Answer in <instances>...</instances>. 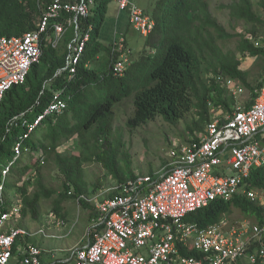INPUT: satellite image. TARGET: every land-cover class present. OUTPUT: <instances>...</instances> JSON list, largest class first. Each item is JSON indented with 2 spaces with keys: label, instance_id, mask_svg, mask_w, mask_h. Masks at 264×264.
Wrapping results in <instances>:
<instances>
[{
  "label": "built area",
  "instance_id": "built-area-1",
  "mask_svg": "<svg viewBox=\"0 0 264 264\" xmlns=\"http://www.w3.org/2000/svg\"><path fill=\"white\" fill-rule=\"evenodd\" d=\"M116 2L119 11H127L128 21L137 32L146 36L151 31L153 20L134 1ZM92 3L52 0L41 10L35 28L18 36H0V101L9 88L24 82L31 65L38 61L41 37L48 28L54 34L52 44L57 43L64 31L58 20L61 14H74L68 23H75L78 16L88 15ZM91 31L92 25L76 31L68 44L63 69L70 75L75 73ZM246 39L254 47L264 48V35H247ZM111 54L113 75H123L132 61L124 32H114ZM215 80L234 98L244 92L230 76L218 73ZM253 91L256 95L248 106L235 101L233 110L209 120L197 139L173 146L164 171L158 175L134 174L118 182L112 188L114 194L96 205L97 224L88 243L71 250L70 257L57 264H264V185H252V178L264 171V134L258 136L264 130V84ZM65 106V100L54 93L32 120L24 122L25 129L13 145L9 165L1 169L0 264H8L14 255L13 244L20 237L37 232L49 236L43 228L32 232L6 225L8 219L20 215V202L5 205V179L22 156L21 142L47 116L61 113ZM15 119L17 116L14 124ZM234 197L255 204L261 219L252 216L231 220L222 215L206 225L185 220L190 211ZM82 198L83 194L77 199ZM49 217L55 218L57 225L64 224L53 212ZM180 247L192 249L198 256L184 255ZM15 248L19 264H40L38 245L18 243Z\"/></svg>",
  "mask_w": 264,
  "mask_h": 264
},
{
  "label": "trees",
  "instance_id": "trees-1",
  "mask_svg": "<svg viewBox=\"0 0 264 264\" xmlns=\"http://www.w3.org/2000/svg\"><path fill=\"white\" fill-rule=\"evenodd\" d=\"M110 1L93 0L88 15L78 16L75 23H68L74 14L62 13L58 20L63 24L64 31L57 43L52 44L54 34L48 28L41 37L38 61L31 65L24 82L9 88L0 101V160L13 156L16 141L8 142L9 135L23 127L24 122L32 120L54 93H58L66 102L61 113L50 114L42 121L39 137L28 140L27 148H37L38 155H31L30 160L20 165L14 173L20 215L23 217H36L40 199L53 193L42 183V168L47 160L52 161L63 176L65 191L58 196L63 199L78 198L89 192L81 168V151L78 154H66L57 149L70 140H73L76 148L81 149V138L88 132L93 138L108 134L115 115L113 106L127 97H132L133 105V115L127 120L130 126L157 115L176 122L195 107L198 119L192 123L193 133L201 131L203 124L210 120L208 94L213 93L211 100L226 113L233 110L235 102L226 88L221 87L213 78L207 80L205 73L213 71L230 76L247 87L252 97L256 95L247 71L241 68L240 58L235 52H224L218 44L219 39L232 36L224 31L213 15L209 0H156L151 13L145 11L153 20V26L144 36V49L138 58L132 59L123 75H113L112 41L104 45L99 40V29ZM50 2L52 0H0V36H18L35 28V17ZM225 7L233 18L250 25L249 35L259 36L258 30L264 31V0H257L256 3L252 0H232ZM97 17L99 24L93 28V21ZM75 24L78 25L77 29ZM89 25H92L94 33L90 34L85 44L75 73L70 75L68 70L63 69L68 44L75 37L76 31H85ZM237 51L264 59V48L254 47L245 36L239 40ZM100 52L105 53L104 62L97 68L89 67L90 61ZM102 84L107 85L104 99L96 101L86 119L81 120L84 92L90 86L101 88ZM263 84L264 81L259 82L256 88ZM15 116L17 119L14 124ZM3 167L0 166V180ZM114 171L118 182L134 175L126 177ZM252 180L253 186L264 185V171H260L259 176H254ZM18 182L21 185L16 186ZM28 183L33 185L32 190H29ZM113 194L114 191L109 192V195ZM81 202L83 200L79 199ZM231 202L245 213L261 219L255 204L244 197H234L227 202L215 201L207 207L190 211L185 220L195 221L199 225L214 222L221 216L215 213L225 209ZM5 205L8 204L5 202ZM208 215L214 218L204 221ZM19 240L13 244V251ZM179 251L184 255L198 256L196 251L186 247H180Z\"/></svg>",
  "mask_w": 264,
  "mask_h": 264
},
{
  "label": "rangeland",
  "instance_id": "rangeland-1",
  "mask_svg": "<svg viewBox=\"0 0 264 264\" xmlns=\"http://www.w3.org/2000/svg\"><path fill=\"white\" fill-rule=\"evenodd\" d=\"M139 7L148 13H151L152 8L156 0H132ZM232 0H209L210 8L217 21L222 25L224 31L231 35L230 38L219 39L218 44L224 52H235L241 60V68L248 69L249 80H251L252 86L256 88V85L264 81V69L262 64L263 58L250 56L248 54H240L237 51V44L242 36L249 35V24H246L242 20L233 18L229 9L225 5L230 4ZM256 3L257 0H252ZM39 16L35 17V22ZM99 17V16H98ZM93 21V28L99 23V18ZM115 31H122L126 33L128 44L131 50V59H136L144 49L145 37L137 32L128 21V13L125 10L119 11L116 0H111L107 5V11L105 18L99 29V40L102 44H110L113 39ZM94 29L90 32L92 35ZM258 35H264L262 29L258 30ZM246 55V56H245ZM105 53L100 52L93 60L90 61L89 67L97 68L100 63L104 62ZM216 73L211 71L205 73L204 77L209 80L213 78L215 80ZM216 83H218L215 80ZM219 84V83H218ZM220 85V84H219ZM107 85L102 84L101 88L90 86L83 96L81 102V113L83 116L81 120L86 119V115L90 111L91 106L99 100H103L106 94ZM244 92L234 101L245 104L251 101V91L243 86ZM213 93L208 94L207 103L209 110V119H213L216 116H222L224 112L219 107L215 106L211 100ZM235 103V102H234ZM115 112L114 120L112 123L111 131L108 134L101 135L99 138H93L90 132L81 138V149L76 148L73 144V140L67 141L58 147V151L66 154H78L81 151V168L84 174V178L88 183L89 189H97L101 186L105 188V194L112 187L118 183L116 180V172L114 169L128 177L131 174H150L158 175L164 171V167L169 162V151L173 146L180 144H186L191 138L199 137L204 131L205 125L201 131L191 132L192 123L198 119L196 108L193 107L188 113L176 122L166 120L164 117L157 115L153 119H149L145 122L139 123L135 126H130L127 123L128 118L133 115L132 97H127L121 103L113 106ZM42 123L36 127L34 132L30 134L29 138H25L21 143L22 157L11 166L10 172L5 179V191L4 197L6 203L11 206L19 199V195L15 189V176L14 173L18 167L30 160L31 155H38V149H27V143L30 138H38L40 135ZM25 128H18L15 133L9 135L8 142L12 143L21 137ZM264 134V130L258 134L261 137ZM12 154V152H11ZM11 156L0 160V166L9 165ZM112 168V169H111ZM42 183L51 192V195L41 198L39 201L38 211L36 217L30 215L23 217L22 215L8 219L6 225L15 224L17 226L24 227L27 230L35 232L38 228H43L47 234L54 230L52 223H50V217L47 212L53 210L54 204L57 202L66 203L68 216L76 217L80 213V208L74 206L72 202L73 198L66 199L61 198L60 192H64L63 188V176L54 166L52 161L47 160L42 168ZM244 181L242 182V185ZM21 185V182H18ZM29 190H32L33 185L28 183ZM90 197L93 194L87 193ZM71 204L74 206L71 208ZM72 209V210H71ZM76 214V215H75ZM216 215L221 214L228 219H252L251 215L242 211L233 202L229 203L225 209H221ZM214 217L208 215L204 221L212 220ZM81 222V220H80ZM81 238V224H78L67 236L61 239L48 238L41 233H35L29 237V241H36L43 249H46L42 256L47 259L53 252L57 257H62L64 251L59 247H68L75 242H78ZM8 264H16L14 257H11Z\"/></svg>",
  "mask_w": 264,
  "mask_h": 264
},
{
  "label": "crops",
  "instance_id": "crops-1",
  "mask_svg": "<svg viewBox=\"0 0 264 264\" xmlns=\"http://www.w3.org/2000/svg\"><path fill=\"white\" fill-rule=\"evenodd\" d=\"M124 34L126 37V44L129 46L126 33H124ZM96 56H98V54ZM261 67H262V69H264V62H263ZM244 70L247 71V73L249 75L248 69H244ZM238 83H240V82H238ZM240 85L243 86L241 83H240ZM246 104L247 103H245L244 105H246ZM249 104H250V102H248V105ZM116 185H114L113 187H115ZM105 190L106 189L105 188L103 189L101 186H99L97 189H94V187L92 189H89L88 193H91L93 195L89 197L87 194H83L84 198H82L83 202H81V204L79 203L77 198H73L72 202H74V206L80 208V210H79L80 213L76 217H73V216L69 217L68 216V213H67L68 209L66 207V203L57 202L56 204H54L53 210L47 212L48 217H49L50 212H53L55 214L56 218H61L64 220V224L57 225L54 222L55 218L50 217V219H51L50 223H52L54 230L51 233H48V235H49V236H47L48 238L61 239L65 236H67V234L70 233L71 230H73V228H75L78 224H81V238L79 239V241L73 243L70 246L68 245V247H64V245L62 247H59L60 250L65 252L62 257H57L56 254L51 252V254L48 256L47 259L43 258L42 253L46 249H43V247H41L40 244H38L36 241H32V242L29 241V237H27V238L20 237L19 238L20 240L18 239L19 243L20 244L33 243V244L38 245L41 248L40 264H53L55 262L57 263V262L65 261L66 259H68L70 257L71 250H73L77 247H82V246L86 245L88 243V241L90 240L91 235H92L93 231L95 230V227L97 224V222H96V216H97L96 205L98 202H100L104 198L110 196L109 192H113L112 190H109L108 193L105 194L104 193ZM72 202H69V204L71 205V208L74 207L71 204ZM80 220H81V222H80ZM10 225H15V224H10ZM17 253H18V251L15 248L13 257L16 260V264H19L20 256H17Z\"/></svg>",
  "mask_w": 264,
  "mask_h": 264
}]
</instances>
